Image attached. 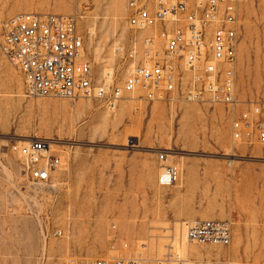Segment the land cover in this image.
<instances>
[{
  "label": "rangeland",
  "instance_id": "rangeland-1",
  "mask_svg": "<svg viewBox=\"0 0 264 264\" xmlns=\"http://www.w3.org/2000/svg\"><path fill=\"white\" fill-rule=\"evenodd\" d=\"M25 12L76 14L99 82L112 73L121 84L143 60L141 39L156 35L129 28L127 0H0V42L3 22ZM240 27L238 99L264 102V0H249ZM132 39L138 55L129 59ZM183 91L153 102L135 94L113 110L28 98L0 54V264H173L180 244L192 259L264 264V146L233 143L227 110ZM34 138L50 139L62 158L47 184L31 183L17 154ZM160 165L177 170L175 185H158ZM192 219L229 221L231 245L186 244L179 223Z\"/></svg>",
  "mask_w": 264,
  "mask_h": 264
},
{
  "label": "built area",
  "instance_id": "built-area-1",
  "mask_svg": "<svg viewBox=\"0 0 264 264\" xmlns=\"http://www.w3.org/2000/svg\"><path fill=\"white\" fill-rule=\"evenodd\" d=\"M249 0H127V25L136 31L156 30L141 39L143 60L129 67L122 82L112 73L95 80L84 59L76 14L17 13L2 24L0 54L23 80L28 98L90 100L113 109L135 94L153 102L182 91L189 102L223 106L230 115L233 143L264 146V102L238 99L237 67L241 14ZM129 59L138 55L131 40ZM52 141L34 138L17 151L25 176L33 184H47L61 165L51 154ZM165 154L156 155L160 164ZM157 183L171 187L178 172L161 166ZM186 244L228 248L232 240L227 220L192 219L179 223ZM182 245L168 254L173 264H230L226 260L192 259ZM140 258H99L92 264H144Z\"/></svg>",
  "mask_w": 264,
  "mask_h": 264
},
{
  "label": "bare ground",
  "instance_id": "bare-ground-1",
  "mask_svg": "<svg viewBox=\"0 0 264 264\" xmlns=\"http://www.w3.org/2000/svg\"><path fill=\"white\" fill-rule=\"evenodd\" d=\"M80 108V107H79ZM114 109V108H113ZM113 109H110V110H113ZM25 144V143H24ZM175 185V184H174ZM186 251H187V249H186ZM194 251H197V250H194Z\"/></svg>",
  "mask_w": 264,
  "mask_h": 264
}]
</instances>
